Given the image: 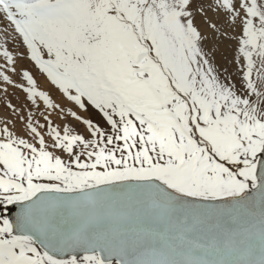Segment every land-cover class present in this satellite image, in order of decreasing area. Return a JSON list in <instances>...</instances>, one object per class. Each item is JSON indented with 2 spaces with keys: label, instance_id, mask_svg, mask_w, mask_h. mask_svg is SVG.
<instances>
[{
  "label": "snow or ice",
  "instance_id": "snow-or-ice-1",
  "mask_svg": "<svg viewBox=\"0 0 264 264\" xmlns=\"http://www.w3.org/2000/svg\"><path fill=\"white\" fill-rule=\"evenodd\" d=\"M0 100V264H264V0H0Z\"/></svg>",
  "mask_w": 264,
  "mask_h": 264
},
{
  "label": "rangeland",
  "instance_id": "rangeland-1",
  "mask_svg": "<svg viewBox=\"0 0 264 264\" xmlns=\"http://www.w3.org/2000/svg\"><path fill=\"white\" fill-rule=\"evenodd\" d=\"M12 102L17 103V101L15 99H13ZM6 114H7V110L4 108V104H3L2 100H0V115H6Z\"/></svg>",
  "mask_w": 264,
  "mask_h": 264
}]
</instances>
